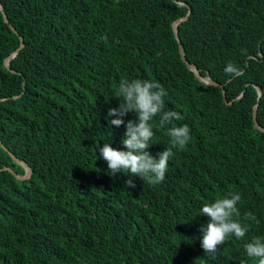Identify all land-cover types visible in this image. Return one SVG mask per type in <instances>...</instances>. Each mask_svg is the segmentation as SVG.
Masks as SVG:
<instances>
[{
  "label": "trees",
  "instance_id": "1",
  "mask_svg": "<svg viewBox=\"0 0 264 264\" xmlns=\"http://www.w3.org/2000/svg\"><path fill=\"white\" fill-rule=\"evenodd\" d=\"M0 2L9 18L0 9V139L32 169L25 179L0 170V264L248 259L244 243L264 236V130L254 121L257 105L264 128V0ZM179 18L186 61L173 28ZM21 37L25 46L9 68L5 59ZM229 62L239 69L234 75L225 72ZM192 65L218 84L204 83ZM121 78L161 83L165 110L179 112L174 124L191 130L161 184L113 177L100 156L104 143L124 150L126 127L108 116L119 107ZM158 120L153 156L170 142ZM4 166L25 174L0 143ZM228 191L241 195V222L248 212L259 222L247 221L244 240L229 237L205 254L210 218L200 210Z\"/></svg>",
  "mask_w": 264,
  "mask_h": 264
},
{
  "label": "clouds",
  "instance_id": "2",
  "mask_svg": "<svg viewBox=\"0 0 264 264\" xmlns=\"http://www.w3.org/2000/svg\"><path fill=\"white\" fill-rule=\"evenodd\" d=\"M106 39V37H105ZM239 71L233 63L229 62L225 68L228 74ZM168 95L164 86L148 79L121 78L115 89V97L119 99L118 108H110V125L117 127L125 125L126 132L121 143L124 150L113 148L111 143H104L99 148L100 156L107 162L108 170L113 177L117 173H124L130 177H140L145 183L158 185L164 182L170 159L174 156V149L184 150L190 142V128L188 125L178 126L174 121L183 119L177 111L165 110V97ZM134 112L137 119L128 120L125 124L123 117ZM159 118L158 126L166 129L170 138L165 150L153 156L148 151L154 136L152 121ZM129 187H135L132 179L127 182ZM241 195L235 191H228L212 202L205 203L200 212L202 216L209 217V222L202 227L201 246L205 254L216 253L229 237L244 240L249 225L247 221L258 223L257 217L248 212L243 216L238 203ZM248 259H242L240 264H264V236H253L243 245Z\"/></svg>",
  "mask_w": 264,
  "mask_h": 264
},
{
  "label": "water",
  "instance_id": "3",
  "mask_svg": "<svg viewBox=\"0 0 264 264\" xmlns=\"http://www.w3.org/2000/svg\"><path fill=\"white\" fill-rule=\"evenodd\" d=\"M0 9L3 11L4 13V18H5V21L8 22L9 21V18H8V15L7 13L5 12V9H4V5L0 2ZM191 13V10L189 11V13L185 16V18H187L189 16V14ZM185 18H179L178 20H176L173 24V28H174V32L176 34V37L178 39V41L180 42V36H179V30H178V24L181 20L185 19ZM14 31L17 32V30L13 27ZM25 46V41L23 39V37H21V44L20 46L17 48V50L9 57H7L5 59V63H6V66L10 68V60L16 56L18 54V52ZM180 52H181V55L183 57V59L186 61V58H185V52H184V48H183V45L182 43L180 42ZM188 63V62H187ZM188 65H191L188 63ZM192 67L195 69V72L196 74L200 77V79L204 82V83H212V84H218L217 81L213 80L210 76H201L198 72V69L195 65H192ZM258 88V92H259V95H262V89L260 87H257ZM225 91H224V95H225ZM257 110H258V106L256 105L255 108H254V121H255V125L264 130L263 127L260 126L259 122H258V119H257ZM0 143L2 144V147L9 152V154L13 157V159L18 162L19 164H21L24 168H25V174L24 175H18L16 174V172L8 167V166H4L3 168H0V170L2 169H8L10 170L12 173H14L17 177L21 178V179H25V178H29L31 176V173H32V169L30 168V166H28V164L26 162H24L22 159H20L19 157H17V155L15 153H13L5 144H3L2 140L0 139Z\"/></svg>",
  "mask_w": 264,
  "mask_h": 264
}]
</instances>
